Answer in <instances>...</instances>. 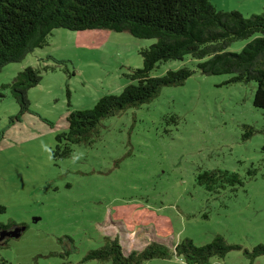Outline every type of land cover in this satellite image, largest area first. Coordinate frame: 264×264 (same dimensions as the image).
I'll return each mask as SVG.
<instances>
[{
  "label": "rangeland",
  "instance_id": "374dc122",
  "mask_svg": "<svg viewBox=\"0 0 264 264\" xmlns=\"http://www.w3.org/2000/svg\"><path fill=\"white\" fill-rule=\"evenodd\" d=\"M211 2L246 17L264 11V0ZM250 40L228 50L239 52ZM155 41L128 31L59 27L48 45L1 68L0 223L23 230L0 243V261L112 264L85 260L106 236H118L129 253L151 241L173 248L185 238L202 245L222 235L241 249L211 264H264V255L245 253L264 245V109L254 106L255 82L202 73L190 57L163 62L154 75L183 65L196 72L151 102L104 119L92 144H74L67 158L53 156L70 112L120 93L127 73L143 65L140 49ZM29 66L40 69L42 80L28 90L29 109L17 118L20 106L3 85ZM249 126L258 131L246 137ZM213 169L236 172L243 184L208 191L198 175ZM144 264L186 263L173 255Z\"/></svg>",
  "mask_w": 264,
  "mask_h": 264
},
{
  "label": "trees",
  "instance_id": "16d2710c",
  "mask_svg": "<svg viewBox=\"0 0 264 264\" xmlns=\"http://www.w3.org/2000/svg\"><path fill=\"white\" fill-rule=\"evenodd\" d=\"M59 27L128 31L135 37L156 41L140 49L143 65L127 73L130 82L120 93L102 96L92 108L70 112L68 129L56 136L52 152L56 159L69 157L74 144H92L100 136L104 119L151 102L164 87L182 85L196 72L183 65L162 75L153 74L161 63L170 60L190 57L202 73L232 74L231 83L255 82L253 103L264 109V11L246 17L239 10L218 9L211 0H0V70L48 45L49 35ZM250 38L241 51L228 50L233 42ZM41 80L40 69L29 66L3 85L11 89L20 106L17 118L29 109L28 90ZM249 128L246 137L258 131ZM198 183L208 191H219L227 185H242L243 181L236 172L213 169L201 172ZM4 212L6 206L0 204V213ZM7 228H12L11 224L0 223V230ZM6 239L0 243H6ZM233 249L241 246L216 235L202 245L191 238L180 240L173 248L151 241L141 250L126 253L118 236H106L104 245L90 250L85 260L144 264L176 255L186 264H211L213 257H225ZM245 253L252 258L264 255V245ZM0 264L10 263L2 260Z\"/></svg>",
  "mask_w": 264,
  "mask_h": 264
},
{
  "label": "flooded vegetation",
  "instance_id": "af4514ba",
  "mask_svg": "<svg viewBox=\"0 0 264 264\" xmlns=\"http://www.w3.org/2000/svg\"><path fill=\"white\" fill-rule=\"evenodd\" d=\"M20 228V227H19ZM16 227L13 228H7L0 230V233L2 232V239L0 241L5 240L6 238H9L12 236L13 232L15 231ZM21 229V228H20Z\"/></svg>",
  "mask_w": 264,
  "mask_h": 264
},
{
  "label": "water",
  "instance_id": "95a60500",
  "mask_svg": "<svg viewBox=\"0 0 264 264\" xmlns=\"http://www.w3.org/2000/svg\"><path fill=\"white\" fill-rule=\"evenodd\" d=\"M22 230H23L22 228H21V229H20V228H18L16 231H14V232H13V234H12V235H15L14 233H16V232H17L16 234H17V235H19V234H20V232H21Z\"/></svg>",
  "mask_w": 264,
  "mask_h": 264
}]
</instances>
